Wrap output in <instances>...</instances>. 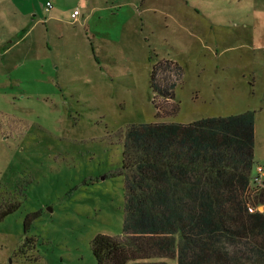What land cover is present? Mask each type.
<instances>
[{
    "label": "rangeland",
    "instance_id": "rangeland-1",
    "mask_svg": "<svg viewBox=\"0 0 264 264\" xmlns=\"http://www.w3.org/2000/svg\"><path fill=\"white\" fill-rule=\"evenodd\" d=\"M164 59L182 69L179 109L157 118ZM247 110L254 184L264 0H0V199L19 203L0 222V264H97L95 236L123 234L127 128Z\"/></svg>",
    "mask_w": 264,
    "mask_h": 264
},
{
    "label": "trees",
    "instance_id": "trees-1",
    "mask_svg": "<svg viewBox=\"0 0 264 264\" xmlns=\"http://www.w3.org/2000/svg\"><path fill=\"white\" fill-rule=\"evenodd\" d=\"M181 78L172 60L153 64L157 118L178 111L174 89ZM253 165L252 110L130 125L123 144V234L95 236L96 263L264 264V174L263 185L251 183ZM18 206L0 199V222Z\"/></svg>",
    "mask_w": 264,
    "mask_h": 264
},
{
    "label": "built area",
    "instance_id": "built-area-1",
    "mask_svg": "<svg viewBox=\"0 0 264 264\" xmlns=\"http://www.w3.org/2000/svg\"><path fill=\"white\" fill-rule=\"evenodd\" d=\"M50 7H51V3L49 1H47L45 4V10L47 11ZM78 14H79L78 10L74 9L71 15L73 18L76 19ZM257 171H258V175L254 177L253 181H254L255 185L261 186V185H263L262 175L264 174V170L262 169V167L258 166ZM249 209H250V211H252L253 208L250 207ZM257 209H258V211L261 212V211H263V206L259 205V206H257Z\"/></svg>",
    "mask_w": 264,
    "mask_h": 264
}]
</instances>
